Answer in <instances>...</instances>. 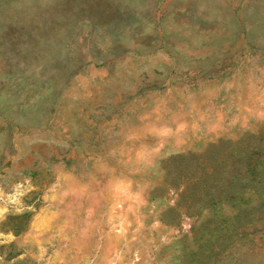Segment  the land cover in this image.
<instances>
[{
	"label": "rangeland",
	"instance_id": "374dc122",
	"mask_svg": "<svg viewBox=\"0 0 264 264\" xmlns=\"http://www.w3.org/2000/svg\"><path fill=\"white\" fill-rule=\"evenodd\" d=\"M241 150L264 0H0V264H264Z\"/></svg>",
	"mask_w": 264,
	"mask_h": 264
},
{
	"label": "trees",
	"instance_id": "16d2710c",
	"mask_svg": "<svg viewBox=\"0 0 264 264\" xmlns=\"http://www.w3.org/2000/svg\"><path fill=\"white\" fill-rule=\"evenodd\" d=\"M256 146L258 145V143L255 144ZM256 151H258V149L256 148ZM252 151H248V150H241L238 153L240 154L237 158H236V162H237V170L240 171L241 169H243L244 167L247 168L249 174L251 175L252 179L257 178V174L259 172L264 171V152H261L260 159L259 161H261V166L260 168H256V163L258 162H249V158H250V154ZM206 171V170H205ZM212 175V179L208 180L209 175ZM236 175V174H235ZM204 185L207 186V188L211 189L214 187L215 183L218 181V179L222 178L221 174L218 175H214L211 171L205 172L204 173ZM232 177H230L229 182H231ZM234 191L229 190L228 187H226V185H224V187L219 191V196L217 197V199H225L228 201H231L234 198ZM12 229H17L15 226H12Z\"/></svg>",
	"mask_w": 264,
	"mask_h": 264
}]
</instances>
